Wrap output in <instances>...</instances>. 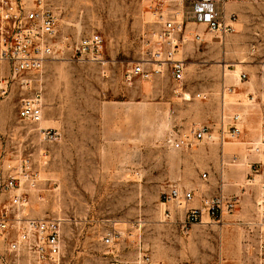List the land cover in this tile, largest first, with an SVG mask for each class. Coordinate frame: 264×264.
<instances>
[{"label": "rangeland", "instance_id": "374dc122", "mask_svg": "<svg viewBox=\"0 0 264 264\" xmlns=\"http://www.w3.org/2000/svg\"><path fill=\"white\" fill-rule=\"evenodd\" d=\"M187 6L188 0H54L59 32L71 42L98 34L103 61L50 60L42 72L26 75L25 90L13 80L0 96V133L10 132L2 174L19 155L34 162L37 184L27 192L24 213L66 220L62 264H106L101 236L112 228L123 259L140 251L162 264H264V250L247 225L256 218L264 183V157L250 151L264 143V0L227 3L236 20L222 41L200 25L202 42L196 43L189 25L178 55L185 61L181 82L166 66L155 67L160 73L148 80H123L124 69L152 49L164 20L184 15ZM237 68L245 77L223 82L222 72ZM8 76L0 63V81ZM38 84L42 121L20 122L19 99ZM198 92L204 97L196 98ZM233 115L240 134L221 148L219 129L226 131ZM38 126L54 128L58 139L43 141ZM202 126L210 140L181 149L167 145L168 136ZM220 184L224 195L239 198L233 213L218 224L182 229V198L167 203L163 194L171 187L180 195L191 190L187 205L199 206Z\"/></svg>", "mask_w": 264, "mask_h": 264}, {"label": "built area", "instance_id": "2783aa9c", "mask_svg": "<svg viewBox=\"0 0 264 264\" xmlns=\"http://www.w3.org/2000/svg\"><path fill=\"white\" fill-rule=\"evenodd\" d=\"M231 1L188 0L184 15H174L164 20L160 32L153 39L152 49L141 52L139 60L131 62L124 69L123 80H148L152 74L160 73L159 68L155 67L166 66L172 79L181 82L185 61L178 55L182 44L187 41L185 33L188 26H195L191 28V33L196 43L202 42V33L197 29L200 25L222 41L234 31L236 15L226 12V4ZM101 51L102 39L96 33L71 42L59 32L54 0H0V63L6 64L9 71V76L0 81V96L6 94L8 83L13 80L25 90L29 83L26 75L40 73L50 60H90L98 63L103 61ZM244 77V74L239 75V79ZM195 97L201 99L204 95L198 92ZM17 118L26 124L40 123L42 98L39 89L19 99ZM239 120L238 115H233L228 129H219L217 142L221 147L225 141L239 136ZM38 131L47 142L58 139V133L52 129L38 127ZM2 139L0 133V194L4 195L0 204V264H62V235L66 220L59 215L39 218L24 213L27 192L35 188L37 174L33 171L31 158L24 155H19L7 174H2L1 165L5 156L1 148ZM210 139V129L202 126L190 129L188 134H172L167 137L166 143L173 149H181L190 146L194 140ZM250 151L264 157V143L254 144ZM249 168L253 169V164ZM203 177H206L205 173ZM248 182L253 185V179H248ZM259 190L255 201L256 218L247 225L255 230L259 250H264V183ZM163 195L167 203L182 198L183 217L179 220L182 229L193 224H218L224 215L232 214L238 204L237 196H226L221 191L201 197L196 207L187 205L194 197L191 190L180 195L177 188L171 187ZM164 212V217L170 219L169 212ZM204 218H208L209 222ZM116 240L118 232L114 228L101 236V242L106 248V264H162L140 251L131 260L119 257ZM177 264L199 263L182 261Z\"/></svg>", "mask_w": 264, "mask_h": 264}, {"label": "crops", "instance_id": "0c3cea01", "mask_svg": "<svg viewBox=\"0 0 264 264\" xmlns=\"http://www.w3.org/2000/svg\"><path fill=\"white\" fill-rule=\"evenodd\" d=\"M41 72H42V71H41ZM38 86H39V84H38ZM38 86H35V90H37V89L40 90V92H41V98H42V100H43L42 87H41V85H40L39 87H38ZM42 106H43V102H42ZM42 116H43V115H42ZM41 121H42V118H41ZM41 121H40V122H41ZM39 124H40V123H39ZM39 124H38V125H39ZM38 127H40V126H38ZM41 128H48V127H44V126H43V127H41ZM48 129H52V130L56 131L54 128H48ZM37 130H38V128H37ZM56 132H57V131H56ZM57 133H58V132H57ZM58 134H59V133H58ZM2 135H3V139H2V142H3V143H2V145H1V148L3 149V151H4L5 155H6V154H9V153H8V150H7V149H8V148H7V142H9L8 140H9V137H10V132H5V133H3ZM42 140L45 141V140L43 139V137H42ZM46 142H47V141H46ZM221 148H222V147H221ZM41 154H44V156H45V152H39L38 156H41ZM222 154H223V153H222V150H221V157L223 156ZM39 160L42 161L43 159H41V157H39ZM33 166H34V162L32 163V167H33ZM248 167H249V166H248ZM7 170H9V168H6V169H5V173H6V174H7V172H8ZM35 170H36V168L33 167V171H34V172H36ZM3 172H4V170H3ZM36 174H37V173H36ZM223 186H224V185H222V184L219 185V191H221V192L224 194V192H223V191H224V190H223ZM213 195H214V194H213ZM236 195H237V194L235 193L233 196H236ZM238 203H239V198H238ZM198 204H199V203H198ZM196 206H197V205H193V204H192V205H191V204L188 205V207H196ZM104 254H105V252H104ZM118 256L121 257V255H120L119 253H118Z\"/></svg>", "mask_w": 264, "mask_h": 264}, {"label": "bare ground", "instance_id": "6f19581e", "mask_svg": "<svg viewBox=\"0 0 264 264\" xmlns=\"http://www.w3.org/2000/svg\"><path fill=\"white\" fill-rule=\"evenodd\" d=\"M218 62V61H217ZM237 67L239 66L238 64L236 65ZM222 78H223V82L225 81H230L232 78L236 80V83H239V76H238V68L235 69V70H228V71H223L222 72ZM188 94V93H187ZM185 94L184 96H186V99H189V96ZM246 94V93H245ZM185 98V97H184ZM239 100V98L237 99ZM230 103V101H228V104ZM244 103V102H243ZM239 105V104H238ZM242 126V125H241ZM41 127V126H40ZM251 128H254V127H251ZM254 130V129H253ZM256 130V129H255ZM255 144V143H254ZM260 145V144H259ZM245 161V160H244ZM243 164V163H241ZM257 176H260V175H257ZM227 177V175H226ZM235 178V177H234ZM258 180H259V177H258ZM206 222H209V221H206Z\"/></svg>", "mask_w": 264, "mask_h": 264}]
</instances>
